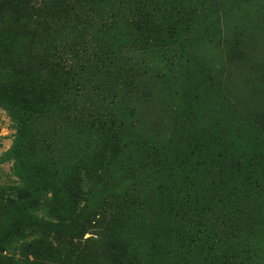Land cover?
I'll return each mask as SVG.
<instances>
[{"label":"rangeland","instance_id":"374dc122","mask_svg":"<svg viewBox=\"0 0 264 264\" xmlns=\"http://www.w3.org/2000/svg\"><path fill=\"white\" fill-rule=\"evenodd\" d=\"M0 264H264V0H0Z\"/></svg>","mask_w":264,"mask_h":264},{"label":"trees","instance_id":"16d2710c","mask_svg":"<svg viewBox=\"0 0 264 264\" xmlns=\"http://www.w3.org/2000/svg\"><path fill=\"white\" fill-rule=\"evenodd\" d=\"M16 24L17 25H21V23H20V17H18V19H17V22H16ZM39 71L40 72H48L49 71V68H46V67H44V66H41L40 68H39ZM41 221H43L44 222V220H42V217H41Z\"/></svg>","mask_w":264,"mask_h":264}]
</instances>
